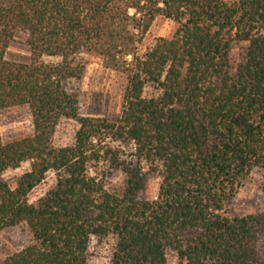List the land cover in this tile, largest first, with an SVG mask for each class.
Masks as SVG:
<instances>
[{
  "label": "trees",
  "instance_id": "trees-1",
  "mask_svg": "<svg viewBox=\"0 0 264 264\" xmlns=\"http://www.w3.org/2000/svg\"><path fill=\"white\" fill-rule=\"evenodd\" d=\"M159 17L179 28L141 56ZM19 35L26 63L8 59ZM234 45L246 46L236 68ZM85 54L126 78L113 118L82 112ZM17 108L34 132L9 143L0 134V233L24 227L32 242L1 264H88L93 240L111 239L110 264H264V213L231 212L264 171V0H0V113ZM64 120L79 130L56 147ZM24 163L11 188L4 174ZM49 173L56 186L32 204ZM114 173L125 179L118 193L106 188ZM151 175L159 193L144 201Z\"/></svg>",
  "mask_w": 264,
  "mask_h": 264
},
{
  "label": "rangeland",
  "instance_id": "rangeland-1",
  "mask_svg": "<svg viewBox=\"0 0 264 264\" xmlns=\"http://www.w3.org/2000/svg\"><path fill=\"white\" fill-rule=\"evenodd\" d=\"M232 3L236 0H225ZM179 25L172 21L159 17L152 24L147 35L142 41L139 54L143 56L150 50L155 42L160 39H171ZM246 46L234 45L231 51V64L236 68L244 59ZM31 57L26 45V38L18 36L10 46L8 59L15 62H29ZM86 70L80 84L74 87L80 95V105L84 115L89 117L113 118L120 114L123 106V97L127 85L123 74L106 67L103 61L94 55L85 54ZM46 63H56L58 60L45 58ZM152 88L146 90L148 96L154 94ZM79 126L76 122L64 120L57 129L54 143L56 147L70 146L75 141ZM34 132L33 121L27 108L6 110L0 113V134L5 143L25 137H30ZM31 170V163H24L17 170L6 172L3 179L11 188H15L22 175ZM124 177L120 173H114L106 180V188L113 193H118L124 185ZM57 183L54 173H49L45 181L30 194L29 200L37 204ZM161 178L157 175L148 177L144 191L140 198L144 201L156 200ZM233 216L246 217L258 213H264V171L254 170L239 190L231 206ZM32 242V236L24 227L9 229L0 233V264L18 250L28 246ZM115 241L98 243L93 240L89 249L88 264H110ZM258 252L264 260V234L259 236ZM170 264H177L173 255L169 256Z\"/></svg>",
  "mask_w": 264,
  "mask_h": 264
}]
</instances>
